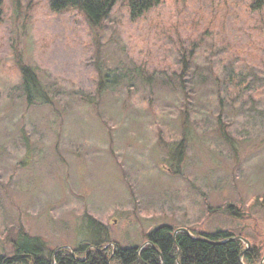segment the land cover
<instances>
[{
	"label": "rangeland",
	"instance_id": "1",
	"mask_svg": "<svg viewBox=\"0 0 264 264\" xmlns=\"http://www.w3.org/2000/svg\"><path fill=\"white\" fill-rule=\"evenodd\" d=\"M49 1L3 0L0 255L21 228L53 251L140 247L169 225L264 256V10L162 0L133 21L119 3L92 26ZM19 64L48 103H27Z\"/></svg>",
	"mask_w": 264,
	"mask_h": 264
},
{
	"label": "trees",
	"instance_id": "2",
	"mask_svg": "<svg viewBox=\"0 0 264 264\" xmlns=\"http://www.w3.org/2000/svg\"><path fill=\"white\" fill-rule=\"evenodd\" d=\"M161 2L162 0H50L49 4L54 13L75 10L84 15L90 25L100 26L119 3H123L130 18L137 21ZM248 7L252 13L260 12L264 10V0H249ZM3 15V0H0V21ZM19 69L27 103L31 106L39 101L48 103L49 99L36 69L22 64H19ZM107 80V77H103L102 81L105 83ZM223 128L220 126L219 131L225 134ZM225 136L229 141L227 134ZM186 139L176 148L174 155L177 161L182 160ZM232 208L231 206L230 210ZM86 218L88 224L99 232H108L103 224L90 216ZM176 231L169 225L155 229L146 235L149 244L142 250L143 246L124 248L120 245L111 246L106 241L48 251L41 237L31 236L21 228L10 239L13 253L0 255V264H261L264 259L258 247L246 250L245 242L240 239L225 242L232 237H239L230 232L205 233L190 230L191 235H175Z\"/></svg>",
	"mask_w": 264,
	"mask_h": 264
},
{
	"label": "water",
	"instance_id": "3",
	"mask_svg": "<svg viewBox=\"0 0 264 264\" xmlns=\"http://www.w3.org/2000/svg\"><path fill=\"white\" fill-rule=\"evenodd\" d=\"M178 233H187V234L191 235V232H190L189 230H187V229H178V230L175 232V235H177ZM235 239H240V240L244 241V242L248 245V249L250 248V245H251L250 242H249L248 240L244 239V238H241V237H232V238L228 239V240L225 241V242H230V241H233V240H235ZM147 244H149V242H147V243L141 248V250H142ZM243 257H244V253L242 254L241 258L243 259ZM261 264H264V259H263V261L261 262Z\"/></svg>",
	"mask_w": 264,
	"mask_h": 264
}]
</instances>
